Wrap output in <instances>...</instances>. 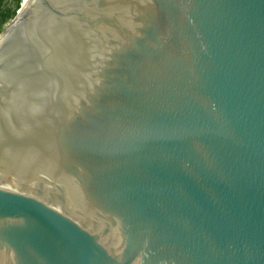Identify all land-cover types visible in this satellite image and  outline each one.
Listing matches in <instances>:
<instances>
[{"label": "water", "instance_id": "obj_1", "mask_svg": "<svg viewBox=\"0 0 264 264\" xmlns=\"http://www.w3.org/2000/svg\"><path fill=\"white\" fill-rule=\"evenodd\" d=\"M23 3L0 264H264V0Z\"/></svg>", "mask_w": 264, "mask_h": 264}, {"label": "trees", "instance_id": "obj_2", "mask_svg": "<svg viewBox=\"0 0 264 264\" xmlns=\"http://www.w3.org/2000/svg\"><path fill=\"white\" fill-rule=\"evenodd\" d=\"M0 0V31L3 29L5 23L14 14L16 8L19 6L21 0Z\"/></svg>", "mask_w": 264, "mask_h": 264}, {"label": "bare ground", "instance_id": "obj_3", "mask_svg": "<svg viewBox=\"0 0 264 264\" xmlns=\"http://www.w3.org/2000/svg\"><path fill=\"white\" fill-rule=\"evenodd\" d=\"M27 0H24L23 7L26 6ZM1 38V37H0Z\"/></svg>", "mask_w": 264, "mask_h": 264}, {"label": "rangeland", "instance_id": "obj_4", "mask_svg": "<svg viewBox=\"0 0 264 264\" xmlns=\"http://www.w3.org/2000/svg\"><path fill=\"white\" fill-rule=\"evenodd\" d=\"M7 22H8V21H7ZM7 22L5 23V25L7 24ZM5 25H4V26H5Z\"/></svg>", "mask_w": 264, "mask_h": 264}]
</instances>
